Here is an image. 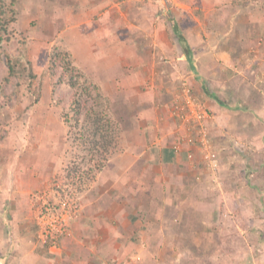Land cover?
Returning <instances> with one entry per match:
<instances>
[{
    "label": "rangeland",
    "instance_id": "374dc122",
    "mask_svg": "<svg viewBox=\"0 0 264 264\" xmlns=\"http://www.w3.org/2000/svg\"><path fill=\"white\" fill-rule=\"evenodd\" d=\"M13 7L0 43V264H33L32 254L51 258L73 241L87 264H264V0ZM54 50L100 86L118 124L100 168L89 156L68 175L84 150L65 117L74 89L59 82L61 66L50 73ZM17 57L25 77L7 80ZM165 147L178 159L162 161ZM164 201L196 222L174 219ZM134 213L132 231L121 218ZM88 232L93 241H78Z\"/></svg>",
    "mask_w": 264,
    "mask_h": 264
},
{
    "label": "trees",
    "instance_id": "16d2710c",
    "mask_svg": "<svg viewBox=\"0 0 264 264\" xmlns=\"http://www.w3.org/2000/svg\"><path fill=\"white\" fill-rule=\"evenodd\" d=\"M16 2L17 0H0V43L5 38L9 25L15 21L16 11L13 6ZM174 28L177 31L178 25L175 24ZM178 36L184 54L192 68H195L191 47L186 43L181 33L178 32ZM13 61L11 58L9 59V75L6 79L10 80L11 76L18 74L25 77L24 72L28 70L27 66L21 62L19 57ZM60 66L63 72L59 77V82L65 81L74 89L71 106L65 113L66 121L72 133L79 134L78 139L84 150L82 153L84 161L72 162V166L68 168V175H72L86 163L89 156L92 159L94 156L97 157L98 168L103 166L102 160L106 158L105 153H109L117 145L118 124L105 110L107 100L103 96L100 86L80 71L67 52L54 50L50 54V73L54 74ZM29 75L32 78L36 77L32 71H29ZM50 243L48 242L44 248L48 250Z\"/></svg>",
    "mask_w": 264,
    "mask_h": 264
},
{
    "label": "crops",
    "instance_id": "0c3cea01",
    "mask_svg": "<svg viewBox=\"0 0 264 264\" xmlns=\"http://www.w3.org/2000/svg\"><path fill=\"white\" fill-rule=\"evenodd\" d=\"M193 61V60H192ZM203 86V85H202ZM204 87H205V89L204 90H206L207 91V87L204 85ZM208 93L211 95V96H213V97H215V98H217V100H218V102L220 103V105H221V103H222V105H224L225 104V102H223V101H221L220 100V98H218L217 97V95H216V93H213L212 91H208ZM166 150H169V153L168 152H166ZM174 151L172 150V148H170V147H165L164 149H162V158H161V160L162 161H166V162H171V161H174V160H176V159H178L177 158V156L173 153ZM153 175L155 176V177H157V172L155 171V169H154V173H153ZM195 181H197V179L194 177L193 178ZM190 180V179H189ZM197 183H200L199 181H197ZM178 185H182L183 187H185V188H188V187H190V189L191 188H195L193 185H189V181H187V180H185L182 184H178ZM177 189V186H174V188H173V190H176ZM167 193L168 194H172L173 193V191H172V189H171V186H169V185H167ZM198 194V193H197ZM24 200H26V202H25V206L27 205V201L29 202L30 201V199L28 200V198L27 197H25V198H23ZM4 201H7L8 203H9V205H13V203H15V202H17V198L16 197H14L13 195H7V197H6V199L4 200ZM163 204H165L166 206H167V208L169 207L170 209H171V204H170V201L169 202H163ZM172 204H173V207H172V209H171V212L173 213V215L174 216H176L174 219H176V218H179V214H181L182 213V217H183V220L184 221H189V222H191V221H193V222H196V220H194V218L192 217V214L191 213H189V212H187V214L186 213H184V212H186V210H184L183 211V209H182V205H181V203H179L178 201H173L172 202ZM2 209H4V210H6V209H8L7 208V203H5L4 202V204L2 205ZM15 210V209H14ZM6 212H11V210L10 211H6ZM171 213V214H172ZM134 214H137V213H134ZM139 214V213H138ZM138 214H137V217H136V219H134V216H131L132 217V220H130L129 221V219H128V217H125V216H123L122 218H121V225H126L127 226V228L129 229V230H131L132 229V231L134 230L133 229V223H138V224H140L139 222V220H138ZM165 213L163 212V214L162 215H164ZM13 217V216H12ZM183 220H181V222L183 221ZM14 222H17V220H13ZM138 221V222H137ZM13 222V223H14ZM19 223V222H18ZM19 226H23V224L22 223H19ZM116 228V227H115ZM140 228L142 229L141 231H143V232H145L146 230H147V228L146 227H143L142 225L140 226ZM112 231H113V229H112ZM142 232V233H143ZM83 234V236H82V239H79L78 241H80V240H83V241H85V242H87V241H93L94 239L92 238L93 236H92V233H82ZM122 234V233H121ZM112 237H109L107 240H110ZM154 239H156V238H154ZM71 246L69 247V249L66 247V248H64L65 246L63 245L62 247H59L58 248V250H55L54 252L53 251H51L50 250V255H52L51 256V258H47V257H43V256H40V255H36V254H32V256L31 257H34L33 258V261H35V262H32L31 261V263H33V264H87L86 263V260L84 259V262H82L81 263V257H80V255L79 254H76L75 255V246H74V241L70 244ZM78 244H76V246H77ZM59 246V245H58ZM61 246V245H60ZM87 250H88V248H87ZM89 251V250H88ZM54 256V258H52Z\"/></svg>",
    "mask_w": 264,
    "mask_h": 264
},
{
    "label": "built area",
    "instance_id": "2783aa9c",
    "mask_svg": "<svg viewBox=\"0 0 264 264\" xmlns=\"http://www.w3.org/2000/svg\"><path fill=\"white\" fill-rule=\"evenodd\" d=\"M188 102H189L188 105L191 107V109L193 110L194 114H196V116H198V113L195 111V109L192 108V106H193L192 100L189 99ZM182 115L184 116V114H182ZM191 140H192V138H188L187 139V141H191ZM178 149H180V145H176L174 147V150L178 151ZM188 156L192 157V154L191 153H188ZM209 157H210V154L207 153L206 158H209Z\"/></svg>",
    "mask_w": 264,
    "mask_h": 264
}]
</instances>
